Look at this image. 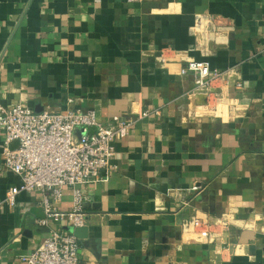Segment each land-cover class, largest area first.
<instances>
[{"label":"crops","instance_id":"1","mask_svg":"<svg viewBox=\"0 0 264 264\" xmlns=\"http://www.w3.org/2000/svg\"><path fill=\"white\" fill-rule=\"evenodd\" d=\"M193 60L223 81L197 91L182 74ZM0 103L105 124L150 112L116 143L109 179L82 186L83 226H41L42 192L0 210V264L72 228L87 229L81 264H264V0H0ZM5 138L0 203L21 183ZM74 205L71 189L56 203ZM196 219L214 226L209 240Z\"/></svg>","mask_w":264,"mask_h":264},{"label":"built area","instance_id":"2","mask_svg":"<svg viewBox=\"0 0 264 264\" xmlns=\"http://www.w3.org/2000/svg\"><path fill=\"white\" fill-rule=\"evenodd\" d=\"M182 74L193 75L196 90L201 91L222 82L226 72L212 69L208 62L193 60L182 69ZM149 115L148 111L139 116L127 113L105 124L92 110L36 113L21 104L6 108L0 103V130L6 135L4 166L21 180L19 186L8 191L0 203V210L15 207L23 193L42 192L46 196L43 202L46 218L39 222L41 226H48L51 221H72L75 227L83 226L87 217L83 207L88 198L82 186L109 179L117 170L112 163L117 154L116 143L126 139L132 128ZM15 142L19 146L12 149ZM67 189L74 194V210L61 212L56 203ZM199 189L194 187L195 191ZM224 221L221 225L227 231L229 224ZM192 225L202 241L214 235V226L207 221L196 219ZM79 250V239L74 233L65 229L53 230L26 256L25 264H81Z\"/></svg>","mask_w":264,"mask_h":264},{"label":"water","instance_id":"3","mask_svg":"<svg viewBox=\"0 0 264 264\" xmlns=\"http://www.w3.org/2000/svg\"><path fill=\"white\" fill-rule=\"evenodd\" d=\"M71 231L75 234L77 238H85L87 234V229L86 228H72Z\"/></svg>","mask_w":264,"mask_h":264}]
</instances>
